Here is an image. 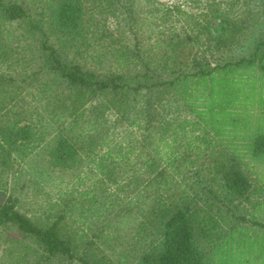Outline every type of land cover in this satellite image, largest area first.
<instances>
[{"label": "trees", "instance_id": "16d2710c", "mask_svg": "<svg viewBox=\"0 0 264 264\" xmlns=\"http://www.w3.org/2000/svg\"><path fill=\"white\" fill-rule=\"evenodd\" d=\"M133 1L0 0V264H212L264 224L216 122L229 75L264 83V0L152 5L147 36ZM236 143L264 157V133Z\"/></svg>", "mask_w": 264, "mask_h": 264}, {"label": "rangeland", "instance_id": "374dc122", "mask_svg": "<svg viewBox=\"0 0 264 264\" xmlns=\"http://www.w3.org/2000/svg\"><path fill=\"white\" fill-rule=\"evenodd\" d=\"M204 0H150L151 4H145V0H134L136 15L138 16V22L142 23L144 28V34L147 36V19L146 14L149 13V9L152 5H164V4H181V8L186 10L187 14L195 15L194 12H203L198 6L199 3H203ZM233 7V6H232ZM231 7V9H232ZM200 14V13H197ZM201 18L203 15L200 16ZM184 21L188 23L191 20L188 16H183ZM183 21L175 22L171 26L176 28L182 25ZM212 29L218 25V20H210ZM145 36V37H146ZM253 39V38H252ZM252 39H250L246 46L238 50V53L246 52L252 45ZM146 41L151 40L145 39ZM230 78V85L233 87L234 94L237 96V101L229 108L225 117L228 118V124L225 125L220 120L216 121L222 128L221 139L226 143L234 144L235 149L239 152V156L245 163L251 173L262 183L264 186V157L254 158L251 153L242 147L237 145L236 142L243 140L246 137L255 132L264 133V83L261 71L258 67H251L247 70H242L241 75L234 73L228 76ZM218 118L221 114L218 113ZM234 120L232 121L231 120ZM220 121V122H219ZM228 146V145H227ZM230 147V146H229ZM21 208L25 209L27 206L26 200H23ZM264 203L259 211L258 219L264 220ZM264 222V221H263ZM5 239H3L2 232L0 231V245H3Z\"/></svg>", "mask_w": 264, "mask_h": 264}, {"label": "crops", "instance_id": "0c3cea01", "mask_svg": "<svg viewBox=\"0 0 264 264\" xmlns=\"http://www.w3.org/2000/svg\"><path fill=\"white\" fill-rule=\"evenodd\" d=\"M212 264H264V224L230 230L213 249Z\"/></svg>", "mask_w": 264, "mask_h": 264}, {"label": "water", "instance_id": "95a60500", "mask_svg": "<svg viewBox=\"0 0 264 264\" xmlns=\"http://www.w3.org/2000/svg\"><path fill=\"white\" fill-rule=\"evenodd\" d=\"M5 200H6V196L4 194H0V209L4 204Z\"/></svg>", "mask_w": 264, "mask_h": 264}]
</instances>
